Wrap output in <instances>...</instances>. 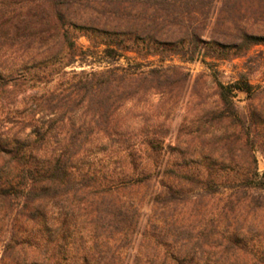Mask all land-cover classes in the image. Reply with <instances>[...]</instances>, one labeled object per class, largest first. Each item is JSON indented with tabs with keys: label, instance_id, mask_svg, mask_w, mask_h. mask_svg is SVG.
I'll return each instance as SVG.
<instances>
[{
	"label": "rangeland",
	"instance_id": "obj_1",
	"mask_svg": "<svg viewBox=\"0 0 264 264\" xmlns=\"http://www.w3.org/2000/svg\"><path fill=\"white\" fill-rule=\"evenodd\" d=\"M126 12L109 0H0V151H6L9 138H25L39 127L52 128V135L59 138L43 148L47 155L60 153L65 137L85 133L83 108L72 115L67 112L71 104L62 100L57 112L52 102L51 112L39 99L55 93L66 98L73 81L64 72L100 71L114 63L105 55V46H97L103 38L80 27L126 30L125 20L132 19L123 15ZM172 30L179 33L177 26ZM68 37L77 46L75 64L50 82L32 80L65 66L70 59ZM153 51L156 55L148 60L126 51L118 63L150 61L154 66L177 67L178 73L169 76L172 90L129 103L120 113L121 131L140 135L132 142H140L143 133L159 135L167 157L168 146H177L180 165L221 177L217 182L182 179L177 204H169L165 197L156 199L157 189H163L159 183L104 199L81 197V206L66 198L49 200L45 208L49 225L52 215L73 211L72 224L97 240L87 238L104 261L150 264L178 256L174 251L179 249L181 260L191 255L188 259L194 257L199 264H264V189L255 187L264 179V44L244 55L205 43L196 48L187 43L161 45ZM241 75L247 76L254 94L236 98L242 121L234 123L218 109V84L235 82ZM77 150L73 162L78 161L80 169L91 161H102L111 169L120 166L117 160L113 163L119 158L113 149L88 159L83 147L69 151ZM4 162L0 158V165ZM3 215L0 212V264L7 229ZM43 252L36 243H26L8 256L16 255L15 264H40Z\"/></svg>",
	"mask_w": 264,
	"mask_h": 264
},
{
	"label": "trees",
	"instance_id": "obj_2",
	"mask_svg": "<svg viewBox=\"0 0 264 264\" xmlns=\"http://www.w3.org/2000/svg\"><path fill=\"white\" fill-rule=\"evenodd\" d=\"M132 19L125 20L126 30L107 31L95 27L88 28L97 37L103 38L97 46L104 45V53L109 62L100 71H71L62 75L72 76L73 88L68 95L61 94L41 97L40 103L52 112L60 110L62 100L71 104L68 113L83 108L80 116L81 128L85 133L65 137V147L60 153L47 155L43 149L53 139L52 128L39 127L25 138L17 135L6 142V151H0L5 162L0 165V212L7 229L3 239L5 246L1 264L17 257L12 252L25 244L36 243L42 247L45 256L40 264H128L124 261H104L98 257L99 250L89 245V240H97L76 230L72 224L74 215L62 212L52 215V226L45 212L49 200L69 199L81 206V197L89 201L120 195L130 188L140 189L152 183L163 185L157 189L156 199L165 197L169 204L179 203L182 179L194 182L196 179L217 182L221 175L209 172L202 174L193 165L179 164L181 150L168 146L165 151L162 137L143 133L141 141L132 139L140 136L128 135L121 131L120 113L131 102H146L151 95L170 93V75L178 73L177 67L154 66L135 63H118L126 51L135 52L143 60L155 56L154 49L179 44L193 45L205 43L209 48L235 50L238 55L246 54L253 46L264 44V0H109ZM177 26L178 32L172 28ZM78 28V27H77ZM171 28V29H170ZM91 38V36L89 37ZM69 61L61 69L45 73L46 77H33L36 83L50 82L52 77L61 76L66 66L74 65L78 57L77 46L68 37ZM187 54V53H186ZM185 56V55H184ZM193 60V58H190ZM12 78L13 73H9ZM17 84L21 77H17ZM8 85V83H6ZM6 85V86H7ZM240 94L252 96L254 88L246 75L229 84H218V109L222 116L236 122L242 118L238 113L236 98ZM33 138V139H32ZM136 140V139H135ZM75 147H83L85 159L98 152L113 149L118 151L120 166L111 169L109 164L91 161L83 169L77 167L73 159L79 151L70 154ZM70 150V151H69ZM83 161V159H82ZM99 164V165H97ZM100 164H102L100 166ZM119 171V172H118ZM264 179L255 187L264 189ZM103 198V199H104ZM142 208V207H141ZM134 209L139 213L140 208ZM33 227V228H30ZM33 229V230H31ZM87 238L89 240H87ZM88 243V244H87ZM169 260L152 261L150 264H199L191 255L180 258L175 249Z\"/></svg>",
	"mask_w": 264,
	"mask_h": 264
}]
</instances>
